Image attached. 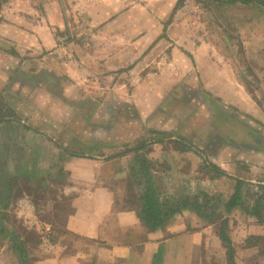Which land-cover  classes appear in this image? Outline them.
<instances>
[{
    "label": "crops",
    "instance_id": "1",
    "mask_svg": "<svg viewBox=\"0 0 264 264\" xmlns=\"http://www.w3.org/2000/svg\"><path fill=\"white\" fill-rule=\"evenodd\" d=\"M103 1L102 8H99L104 10V14L97 13L94 8L89 10V25L101 21L104 27L99 31L89 30L87 35L91 38L83 45L78 44L80 34L70 32L76 21L71 12L73 0H0V70L5 69L10 73L11 70L35 68L62 74L70 62L94 73L98 69L110 70L113 75L119 73V77L124 73L127 75L124 70H130L131 74L135 70L137 76L148 70L142 77L139 76L138 82L143 94L144 85L151 84L150 92L155 101L152 110L156 112V118H152L151 129L147 133L151 132L154 136L169 132L181 137L196 133L185 127V123L177 126L164 117L168 98L181 100L187 95H194L203 105L195 113L190 110L191 117L200 116L201 111H205L207 116L209 113L215 117V124L217 118L222 119V123L219 122L211 130L202 128L201 133L207 137L209 133H218L220 125L227 124L223 119H228L233 125L234 121L241 125L243 131L238 133L248 135L250 139L243 147L235 145L234 148L239 149L230 160L213 156L211 163L222 167L233 178L237 177L235 170L241 164L264 171V14L258 17L252 13L242 18L245 21L237 25L241 40L239 44H224V40L218 44L208 39L211 28L207 26L198 35H193L184 26V16L169 14L170 23L166 30L167 24L163 19H157L154 25L144 29L140 22L145 15L124 11L122 5L129 0ZM86 2L87 9L90 4H95L94 0H81L82 4ZM210 4L212 9L224 6L229 10L240 7L244 11H255L251 4ZM145 17L151 18V14ZM257 17L263 23L258 27ZM69 36L78 39L69 44ZM65 56L69 57L68 61ZM4 61L7 64L1 66ZM9 79H0V83ZM119 97L122 99L123 96ZM106 99H117V96L109 94ZM138 114L140 124L144 126L148 114L144 110ZM243 116L250 121L244 120ZM23 130L33 132L28 136L30 140H38L35 146L28 145L27 141L23 146L32 152L26 160L35 164L36 169L17 181L26 182L30 187V184L43 180L48 174L54 176L53 181H58V173L49 172L46 166L48 151L55 149L57 157L54 165L61 171L60 199L56 202L60 200L67 211L61 227L53 235L52 225L42 223L43 218L38 214L43 206L38 210L32 198L29 199L31 189L22 191L13 188L9 195L5 194L0 202V216L5 218L3 223L0 222V230L1 227L4 230L0 231V264H227V249L219 238L218 224H210L190 210H182L154 231L147 228L135 201L128 199L126 189L118 187L121 181L124 183L132 163L130 154L117 155L114 151L108 156L101 151L92 155L67 151L65 154L63 145L52 140L54 138L47 130L33 126L31 130ZM129 142L133 141L125 137L121 145L97 148L117 151ZM205 142L198 144L202 151L207 147ZM166 146V140L157 141L152 149L156 150L155 154H162L161 149ZM14 148L18 149V146ZM182 154V159L189 160L187 165H192L195 156L191 152ZM159 157L151 159L161 162ZM164 158L167 163L176 160L171 156ZM223 165H227L228 169ZM220 181L234 182L222 177L210 183ZM249 181L257 184L259 178L254 176ZM25 197L31 202V214L39 218V224L33 226L21 221L27 229L6 221L5 214L11 211L17 213L16 202ZM52 200L42 201L41 204L47 205L54 202ZM237 217H242L243 221L245 219L246 225L232 231V224L238 221L237 225L240 221ZM228 219L234 264H264V256L258 254L257 247L245 245L248 236L264 237V218L257 221L235 209ZM45 229L49 231L48 235Z\"/></svg>",
    "mask_w": 264,
    "mask_h": 264
},
{
    "label": "rangeland",
    "instance_id": "2",
    "mask_svg": "<svg viewBox=\"0 0 264 264\" xmlns=\"http://www.w3.org/2000/svg\"><path fill=\"white\" fill-rule=\"evenodd\" d=\"M94 1V6H90V4L88 9V2L82 4L81 0H73L70 4L71 12L74 13L76 18V21L70 28V32L80 34L79 43L77 42L78 44L84 45L88 42L89 38H91L87 35L89 30L99 31L104 27L101 21L93 22L91 26L89 25V17L91 15L89 10L94 8L97 9V13L104 14V10L101 9L104 1ZM176 1L177 0H129V2L122 5V7L127 13H137L145 16L146 14H151V18H146L144 16V19L140 22L144 29L154 25L157 19H163L167 24L165 26L166 30L170 23L169 14L184 16V26L187 30L192 31L193 35H198L199 31L207 26V28H211V30H209L211 37L208 39L218 44L221 43L222 40H224V44H239L241 40L237 33L238 23L245 21L243 19L249 16V14L255 13L259 17L262 12L258 8H255L254 12L244 11L240 7H234L229 10L228 7L225 9L223 8L224 6H221L220 9H212L210 8L212 4L206 0H185L182 6L174 10L173 6ZM99 6L101 8H99ZM73 13L71 14L73 15ZM258 17L255 19L257 27L262 23L259 22ZM93 24L95 25L93 26ZM260 28H262L261 25ZM215 34L220 36H215ZM221 34L223 36H221ZM76 38L78 39V37ZM76 38L74 36H69L68 43L71 44ZM65 60L68 61L69 57L65 56ZM6 62L7 61L2 62L1 64L3 65L1 66H5L7 64ZM7 71L8 70L5 69L0 70L1 80L10 78L8 81H4L5 83H0V114L5 111L12 112L13 118L21 121V123L28 126L30 130L32 126L47 130L54 138L50 139L63 145L65 148L64 153L67 151L78 155H92L93 153L95 154L101 151L106 152L103 154L108 156L114 151L117 155L130 154L133 159H131L132 163L129 165L124 183L121 181L118 185L121 190H127V197L130 192L134 193L141 190L140 186L136 185V182L133 181L135 178L138 180V178L133 175L137 167L135 164L134 148L140 144H144L145 147L142 153L148 160L154 163L152 169L161 177L164 192L168 196H174L181 191L193 193L203 188L205 192L220 194L222 198L226 199L231 189H233L234 182L220 181L219 183H210V181L202 180V178H204L203 172L197 168L199 166L198 164H201L202 161L211 162L213 156H218L227 161L230 160L231 156L239 149L234 148L235 145L236 147H243L242 145L250 140L248 135L238 133L240 130L243 131L241 129L242 126L237 124L236 121H234L233 125L230 120L223 119V122L227 121V124L220 125V131L218 133H209L207 137L205 133L203 134L200 132L201 129L205 128L211 130L216 124L222 123V119L219 120V118H217L218 121L215 124V117L210 116L209 113L207 116L205 111H201L202 115L200 116L194 115L191 117L190 110H192V113L199 111L200 106L203 105H200V103L203 102L194 98V95H187L181 100L168 98V100L165 101L164 112L166 116L164 117H166L168 121L177 124V126L181 122L183 124L185 123V127L196 133L193 132L190 135H186L187 137L176 136L175 133L169 132H163L160 135L154 136L151 132L147 133V130L151 129L150 123L153 121L152 118H156V112L152 110L155 101H153V96L150 92L151 84L144 85L143 94L140 91L138 82L140 81L139 76L142 77V75H144L143 73H147L148 70L138 76L135 70H132L135 72L133 74L130 73V70H124L127 75L124 73L122 77H119V73L113 75V72L110 70L98 69L94 73L88 68H78V66L70 62L66 64L62 74H55V71L50 69L40 70L35 68H31L30 70L16 69L14 72L11 70L10 73ZM109 94L117 96V99H106V96ZM120 95L123 96L122 99H120ZM139 109L144 110V112L148 114L147 118L144 120V126H142L139 121ZM181 113H184V116L177 115ZM113 114H115V116ZM243 119L250 121L247 116H243ZM238 126H240V128ZM9 133L11 134L10 136ZM32 133L33 132H24L23 129L12 133L10 128L8 129L7 126L3 125L0 129V160L7 161L9 157L7 151L3 149L7 144L6 141H8L10 137L13 140L12 143L17 145L18 148L25 146L26 141L28 145L35 146L38 140H30L28 137ZM230 136H235V139L232 140L234 142L233 144H230ZM125 137H128V139L133 142L121 146L117 151L116 149L109 151L97 148V146L121 145ZM55 138H57V140ZM165 140L167 146L161 149L163 153L155 154L156 150H154V148L152 149L153 144H156L157 141L162 142ZM205 140H207V147L203 148L202 151L198 148V144L200 141L205 142ZM173 141H177L180 144H175ZM188 145L193 146L199 151V155L191 151V154L195 157L190 166L187 165L188 159L181 158L183 155L182 150ZM13 149L10 156L16 159L20 156L30 158L32 155L30 150L23 149L24 151L20 154V151L18 152L15 148ZM174 152L176 156L173 155ZM57 154L60 156L59 150ZM166 155L176 157V160H172V163H167L164 158L167 157ZM47 156L48 165L46 166L49 168V172L52 170L54 174L58 173V181H56L58 183L53 181V175L48 174L43 180L30 184V187L27 186L26 182L17 181L14 188L22 191L23 189H31L29 191V199L32 198L31 201L35 203L36 209L40 210V206H43L42 212L39 211L38 214L43 218L42 223L46 222L52 225V234L54 235L58 228L61 227L62 219L67 210L60 200L56 202V200L60 199L59 177L61 171L58 168L56 169L54 165L55 157H57L55 149L49 150ZM155 156H160L159 158L161 159L159 160H161V162L151 159ZM218 167L222 169V167ZM223 167L228 169L227 165H223ZM237 167V170H235V173H238L237 177L241 176V179L248 182L244 191L247 189V193L250 192L252 194L257 190L256 185L261 182L260 180L264 182V171L243 164L237 165ZM3 168L4 164L2 163V168L0 167V189L5 190L3 193L6 194L7 190L5 184L7 179L14 176L20 168L17 169V167H15L13 170H8L9 172L6 174H4L5 171ZM222 170L224 171V169ZM259 173L261 174L260 176ZM254 176L259 178L260 182L257 181V184L250 183L249 181V179ZM116 183L118 184L119 181ZM51 199H53L52 201L54 202H49V204L46 203L47 205L41 204L42 201H51ZM5 214L6 221L10 220L12 223H15L16 226L18 225L19 227L21 226L27 229L21 222L24 221L23 217L20 216L21 220H19L17 213H14V211ZM27 215L34 216V214ZM235 216H237V214ZM34 217L35 220L39 219L36 215ZM237 218L240 221L237 225L236 223L238 221L232 224V231H237L240 228L242 229L243 225H246L245 219L243 221L241 219L242 217ZM193 228H195V226ZM45 232L47 235L49 234L47 230Z\"/></svg>",
    "mask_w": 264,
    "mask_h": 264
},
{
    "label": "trees",
    "instance_id": "3",
    "mask_svg": "<svg viewBox=\"0 0 264 264\" xmlns=\"http://www.w3.org/2000/svg\"><path fill=\"white\" fill-rule=\"evenodd\" d=\"M185 0H177L174 6V10L182 6ZM209 3H219L224 5L230 4H242V5H254L257 9H260L262 14H264V0H206ZM5 125L10 128L11 132H18L20 129H25L27 131L30 129L28 126L21 123V121L13 118L12 112H4L0 114V129ZM11 134L9 133V136ZM8 138V137H7ZM234 136H230V140H234ZM8 140V139H7ZM229 140V138H228ZM13 140L11 137L6 141L4 151H7V161L0 160V167L2 168V163L4 164L3 170L4 174L9 172L8 170H13L17 167L18 172L14 176L7 179L5 188L7 190L6 194L12 191L16 186L17 179L31 174L35 171L36 165L28 163L24 156L18 157L15 159L10 156L13 152V148L16 146L12 143ZM175 144L179 142L173 141ZM12 146V148H11ZM144 144L135 146V164L136 172L135 175L138 180L133 179L136 182V185L140 186L141 190L139 192H130L128 199L130 201H135L138 206L139 214L144 224L150 231H154L160 226H162L167 220L177 216L181 213L182 210L187 209L194 212L198 217L207 221L210 224H218V235L220 240L223 242L224 246L227 249V264H234V249L231 245V240L228 235V225L229 219L228 216L230 213L238 209L244 212L246 215L255 218L257 221H262L264 218V182L258 183L256 185L257 190L252 194L248 192L246 185L248 182L241 178H233L228 175L221 168L216 166L211 162L202 161L199 164L198 169L203 172L204 178L202 180L213 181L222 177L233 179V189L232 192L228 195L226 199L222 198L220 194H212L205 192L203 188L200 190L194 191L193 193H188L181 191L174 196H168L163 189L161 182V177L153 171L152 167L154 163L146 158L142 153L144 149ZM16 149V148H15ZM23 147L16 149L22 154ZM16 151V152H17ZM183 152L193 151L196 155H199V151L196 150L193 146H187ZM19 155V153H18ZM36 159V158H35ZM130 178V177H129ZM131 179V178H130ZM16 181V182H15ZM132 182V180H131ZM132 184V183H131ZM250 186V185H249ZM0 189V202L5 198V193ZM247 193V194H246ZM219 220V222H218ZM5 221L4 217H0V222ZM4 232V230H1ZM245 245L249 247H257L258 254L264 256V237L261 236H248L245 238ZM22 253V251H21Z\"/></svg>",
    "mask_w": 264,
    "mask_h": 264
},
{
    "label": "built area",
    "instance_id": "4",
    "mask_svg": "<svg viewBox=\"0 0 264 264\" xmlns=\"http://www.w3.org/2000/svg\"><path fill=\"white\" fill-rule=\"evenodd\" d=\"M17 215L20 217H23V220L25 221V224L29 226H33L34 224H39L38 220H35L34 216H28L27 214H31V202L28 198H22L17 200ZM33 214V213H32ZM46 231V229H45ZM47 232H49L47 230Z\"/></svg>",
    "mask_w": 264,
    "mask_h": 264
}]
</instances>
